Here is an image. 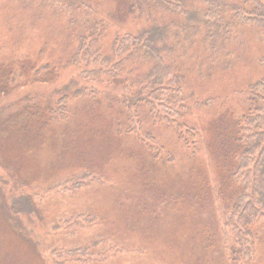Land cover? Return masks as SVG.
<instances>
[{
    "label": "rangeland",
    "instance_id": "rangeland-1",
    "mask_svg": "<svg viewBox=\"0 0 264 264\" xmlns=\"http://www.w3.org/2000/svg\"><path fill=\"white\" fill-rule=\"evenodd\" d=\"M92 1L108 28L104 52L119 34L141 28L136 11L147 6ZM42 14L20 0H0V63L13 64L16 75L11 85L0 64V264H264V222L255 226L254 255L230 257L226 203L236 190L224 186L217 148L247 111L246 85L264 77L261 32L241 24L236 41L200 73L194 64L205 56L185 59L188 81L202 92H194L199 103L189 123L208 139V149L200 141L195 153L167 118L145 122L135 112L138 122L131 121L115 97L123 92L102 84L101 95L74 98L88 84L71 65L68 19ZM48 101L60 112L68 108L65 121H55ZM38 102L42 116L30 115ZM42 118L49 120L44 129ZM76 214L89 217L68 221ZM91 243L88 255L97 258L83 256Z\"/></svg>",
    "mask_w": 264,
    "mask_h": 264
},
{
    "label": "trees",
    "instance_id": "trees-1",
    "mask_svg": "<svg viewBox=\"0 0 264 264\" xmlns=\"http://www.w3.org/2000/svg\"><path fill=\"white\" fill-rule=\"evenodd\" d=\"M20 1L27 10L32 8L38 13L67 17L68 31L73 38L66 39H72L76 46L71 65L78 68L88 84L79 87L72 95L74 98L101 95L98 85L102 84L123 92L121 97H115L131 121L138 122L137 118L134 119L136 115L145 122L167 118L180 130L184 144L190 150H196L195 153L200 141L208 149V139L204 128L189 123L193 107L199 103L194 92L200 95L202 92L188 81L192 77V69L185 59L194 55L205 56L204 61L194 64L200 73L205 61L214 59L226 42L236 41L241 24L256 27L264 37V0H127L130 6H147L145 12L136 11L142 26L137 32L119 34L110 52L106 53L100 42L108 28L98 18L92 0ZM230 10L234 15L228 18L226 13ZM0 64L7 68L3 78L7 77L11 85L16 84L14 65ZM118 82L119 85L116 84ZM2 88L4 86L0 87V92ZM245 89L243 92L246 91V96L251 99H247V111L235 123L231 138L217 144L221 164L226 168V174L220 177L224 186L236 190L235 197L226 203L229 215L225 222L234 232L230 257L236 262L254 255L255 226L264 222V77L246 85ZM64 97L68 98V95ZM212 99L209 98L208 102ZM56 101L61 105L59 100ZM48 103L51 105L50 115L59 118L53 116L55 121H65L63 114L68 113V108L60 112L51 101ZM38 105L42 104L29 105L30 115L39 113L42 116V108ZM19 115L12 116L8 122L17 120ZM29 117H23L22 122ZM38 121L42 129L49 122L43 118ZM140 128L143 131L142 126ZM140 133L142 135L143 132ZM216 193L221 197L220 191H214ZM87 215L76 214L71 219L67 218L71 222H86ZM225 243L229 244L227 235ZM91 246L95 247L92 243L82 247L86 253L83 256H92L95 251L88 255Z\"/></svg>",
    "mask_w": 264,
    "mask_h": 264
}]
</instances>
